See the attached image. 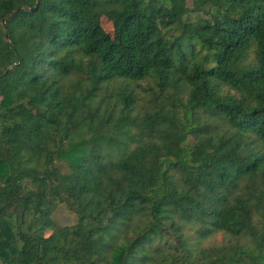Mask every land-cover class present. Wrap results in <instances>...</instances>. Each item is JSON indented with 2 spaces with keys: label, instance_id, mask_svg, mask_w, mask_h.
Listing matches in <instances>:
<instances>
[{
  "label": "trees",
  "instance_id": "trees-1",
  "mask_svg": "<svg viewBox=\"0 0 264 264\" xmlns=\"http://www.w3.org/2000/svg\"><path fill=\"white\" fill-rule=\"evenodd\" d=\"M37 1L0 0V264H264V0Z\"/></svg>",
  "mask_w": 264,
  "mask_h": 264
},
{
  "label": "rangeland",
  "instance_id": "rangeland-1",
  "mask_svg": "<svg viewBox=\"0 0 264 264\" xmlns=\"http://www.w3.org/2000/svg\"><path fill=\"white\" fill-rule=\"evenodd\" d=\"M186 6L190 8L189 0H187ZM100 24L106 33L112 35V27L109 22H107L104 18H102ZM51 219L55 226H71L75 224L76 222L75 216L70 211H68L67 208L63 205H60L56 208V210L52 214ZM221 239H222V236L220 234H217L213 238L207 239L203 243V246H210V245L218 244L221 242Z\"/></svg>",
  "mask_w": 264,
  "mask_h": 264
},
{
  "label": "water",
  "instance_id": "water-1",
  "mask_svg": "<svg viewBox=\"0 0 264 264\" xmlns=\"http://www.w3.org/2000/svg\"><path fill=\"white\" fill-rule=\"evenodd\" d=\"M37 3H38V1L36 0V4H35L34 8H32V9L30 10L31 12H34V11L36 10ZM13 13H15V12H13ZM13 13H12V14H13ZM12 14H11V15H12ZM5 38H6V35H5Z\"/></svg>",
  "mask_w": 264,
  "mask_h": 264
}]
</instances>
